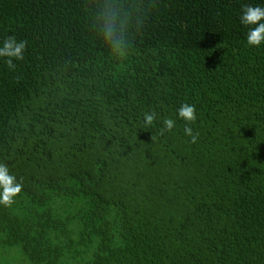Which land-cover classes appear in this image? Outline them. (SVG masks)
Masks as SVG:
<instances>
[{
    "label": "trees",
    "instance_id": "1",
    "mask_svg": "<svg viewBox=\"0 0 264 264\" xmlns=\"http://www.w3.org/2000/svg\"><path fill=\"white\" fill-rule=\"evenodd\" d=\"M104 3L0 0V264H264V0H119L121 56Z\"/></svg>",
    "mask_w": 264,
    "mask_h": 264
},
{
    "label": "clouds",
    "instance_id": "2",
    "mask_svg": "<svg viewBox=\"0 0 264 264\" xmlns=\"http://www.w3.org/2000/svg\"><path fill=\"white\" fill-rule=\"evenodd\" d=\"M98 18L102 23L98 26L105 46L111 53L117 56L124 54L128 40L126 37V22L124 19V10L121 8L119 0H105L101 7ZM239 21L248 27L246 33V42L248 45L259 47L264 43V7L245 5L242 7ZM26 42L17 40L15 36L5 37L0 41V58L8 65L14 68V61H20L24 58ZM194 106L182 104L177 111L178 116L185 120H194ZM154 119L153 114H145L144 123L150 125ZM174 122L166 119L163 121L164 128L171 130ZM185 135L191 137L195 142L196 136L190 127L184 128ZM21 184L11 175L7 167L0 164V204L8 205L12 203L14 197L21 192Z\"/></svg>",
    "mask_w": 264,
    "mask_h": 264
}]
</instances>
